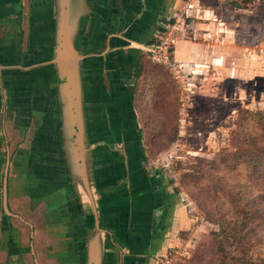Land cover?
Here are the masks:
<instances>
[{"label":"crops","instance_id":"0c3cea01","mask_svg":"<svg viewBox=\"0 0 264 264\" xmlns=\"http://www.w3.org/2000/svg\"><path fill=\"white\" fill-rule=\"evenodd\" d=\"M52 4L0 0V194L4 205L7 190L11 214L4 209L5 217L19 221V240L29 242V253L37 257L38 250L49 262L87 264L96 241L105 253L100 222L114 242L102 264H156L169 247L172 193L140 144L135 84L149 61L143 47L176 25L173 59L183 74L232 81L234 60L247 93L264 78V60L245 53L251 44L264 45V11L216 0H84L87 12L70 16L92 154L89 193L66 151Z\"/></svg>","mask_w":264,"mask_h":264},{"label":"rangeland","instance_id":"374dc122","mask_svg":"<svg viewBox=\"0 0 264 264\" xmlns=\"http://www.w3.org/2000/svg\"><path fill=\"white\" fill-rule=\"evenodd\" d=\"M262 1L246 9L262 13ZM254 45L245 53L264 60V45ZM231 68L233 80L219 84L215 73L191 80L146 61L135 84L144 157L172 193L169 247L156 264H264V78L247 96L239 63ZM2 194L0 264H36L29 242L19 240V221L5 217ZM223 225L238 236L220 247ZM37 252L39 264L58 263Z\"/></svg>","mask_w":264,"mask_h":264},{"label":"water","instance_id":"95a60500","mask_svg":"<svg viewBox=\"0 0 264 264\" xmlns=\"http://www.w3.org/2000/svg\"><path fill=\"white\" fill-rule=\"evenodd\" d=\"M69 2L70 4L66 0H61L62 17L60 19L59 29L62 35L59 36V49L55 64L62 78L64 126L68 139L67 143L69 142L66 149L67 155L71 159L70 164L73 169H77L78 179L83 180L89 193H91L92 190L89 186L88 179V166L90 165L92 154L88 150L85 136L86 126L83 114V88L78 61L79 55L72 50L73 31L76 29V20H71L74 29L69 27L70 15L77 16L85 14L87 9L84 7V0H73ZM4 206L7 213L10 214L7 206L6 189L4 192ZM95 244L89 247L87 264L103 263V248L99 244ZM36 264H38L37 260Z\"/></svg>","mask_w":264,"mask_h":264},{"label":"built area","instance_id":"2783aa9c","mask_svg":"<svg viewBox=\"0 0 264 264\" xmlns=\"http://www.w3.org/2000/svg\"><path fill=\"white\" fill-rule=\"evenodd\" d=\"M177 32L176 25H169L156 36L152 44L143 47V50L151 63L180 75L181 67L173 59V48L178 40Z\"/></svg>","mask_w":264,"mask_h":264},{"label":"flooded vegetation","instance_id":"af4514ba","mask_svg":"<svg viewBox=\"0 0 264 264\" xmlns=\"http://www.w3.org/2000/svg\"><path fill=\"white\" fill-rule=\"evenodd\" d=\"M67 1V3L68 4H70V2L69 1H73V0H66ZM52 2L54 3V4H52V7L54 8V9H56V16H57V18H56V25H57V27H58V36H60V35H62L61 34V32H60V29H59V27H60V19H61V17H62V12H61V0H52ZM56 4V5H55ZM33 7V6H32ZM72 17H70L69 18V27L70 28H73L74 29V26H73V24H72ZM71 21V22H70ZM73 33H74V31H73ZM74 35V34H73ZM147 46V45H146ZM145 47V46H144ZM144 51V50H143ZM98 231H99V235L101 236V234L104 232V234H105V245H104V247H105V253H103V256H105L106 255V251H108V249L110 248V247H114V242H113V240H112V235H111V233H109V232H106V230L103 228V226H102V223H100L99 222V224L97 225V228H96ZM102 248H103V245H102ZM29 252H30V249H29ZM32 255H33V258H34V261H35V263H36V260H37V257L35 256V254H34V252L32 251ZM38 262V261H37ZM39 264V263H38Z\"/></svg>","mask_w":264,"mask_h":264},{"label":"trees","instance_id":"16d2710c","mask_svg":"<svg viewBox=\"0 0 264 264\" xmlns=\"http://www.w3.org/2000/svg\"><path fill=\"white\" fill-rule=\"evenodd\" d=\"M256 0H241V3L237 2H231V6L237 8V9H246L250 5H252ZM221 237L219 246L223 247L226 242H230L231 239H236L238 236V233H236L235 228L225 227L223 225L222 230L220 231V234H218V237ZM243 243V242H240Z\"/></svg>","mask_w":264,"mask_h":264}]
</instances>
